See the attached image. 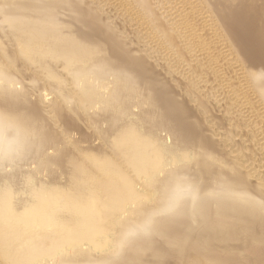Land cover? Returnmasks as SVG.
<instances>
[{
    "label": "bare ground",
    "instance_id": "bare-ground-1",
    "mask_svg": "<svg viewBox=\"0 0 264 264\" xmlns=\"http://www.w3.org/2000/svg\"><path fill=\"white\" fill-rule=\"evenodd\" d=\"M115 1L146 30V51L186 78L195 106L177 99L97 7L0 0V264H264V172L243 158L246 144L232 142L248 119L213 139L220 126L194 93L208 82L205 64L186 59L203 37L190 15L166 6L172 0H159L164 24L152 0ZM186 2L205 10L202 0ZM63 10L82 20L80 33L59 19ZM234 55L264 112V81L254 82ZM217 78L204 96L216 100L223 88L237 105L243 90ZM78 122L90 133L65 141ZM254 131L253 146L263 148ZM173 178L187 190L175 210L156 198ZM146 218V230L126 231Z\"/></svg>",
    "mask_w": 264,
    "mask_h": 264
},
{
    "label": "rangeland",
    "instance_id": "rangeland-1",
    "mask_svg": "<svg viewBox=\"0 0 264 264\" xmlns=\"http://www.w3.org/2000/svg\"><path fill=\"white\" fill-rule=\"evenodd\" d=\"M30 4L41 3L42 0H24ZM78 2V0H74ZM83 5L91 9L99 10L101 21L108 23L118 34V36L124 39L131 47L132 51L137 55H145L146 59L161 78L165 80L167 85L172 87L176 92L177 99L183 100L188 107L194 108L195 104L187 97L189 89H185L187 80L180 73L174 70L168 72L166 69L165 58L161 57L156 52L149 54L146 51L149 42L145 44L143 36L146 30L138 31L139 26L131 22V18L125 13L121 5L115 8L117 1L115 0H99L97 4L94 0H80ZM159 0H152L153 8L155 10L158 22L161 24L166 23V14H163V8L171 5L174 11L177 8H181L184 12L190 15L191 22L197 30V34L201 35L203 39L198 43V46H194V51L186 52V59L191 61L188 67H193L198 64H205V74H207L208 82L199 83V88L194 89V93L203 99L209 116H211L216 122V125L220 127V134L214 135V141H222L221 137L231 128L232 124L237 123L241 118L248 119V125L241 124V134L235 135L232 138V142L243 145L246 144L247 148L244 151L243 158L252 157L255 158L256 163L260 165V169L264 172V147L253 146V139L249 136V131H254L257 134V138L264 146V112L263 106L259 104L257 96L258 92L252 91L245 83L242 76L241 64L234 58V54H238L241 59L244 69L250 75L252 69H264V52L260 49L261 40L258 36H255L257 27L260 23L255 21L258 14L261 12V8L264 5V0H202L205 3V10H199L198 8H189L186 0H172V3L164 5ZM0 2V8H1ZM118 4V3H117ZM186 9V10H185ZM72 14V15H71ZM1 15V14H0ZM58 17L62 21L69 22L70 24L78 27L81 32V21H77L75 13L69 10L60 11ZM210 17L215 18L217 27L210 25ZM157 20V19H156ZM6 22L0 16V28L5 26ZM1 30V29H0ZM141 30V29H140ZM151 43V42H150ZM260 44V45H259ZM234 51V54L232 53ZM211 58V66H207L208 58ZM185 59V60H186ZM185 60H182V65L185 66ZM186 66V68H188ZM29 75V72L27 73ZM215 75L216 77H213ZM225 84L239 85L243 90L242 95L238 96L237 105L229 106L230 93L225 92L222 88L220 91L215 90V97H205L204 91L211 87H217L218 78ZM31 78L26 76L23 80V84L29 87ZM224 85V84H222ZM219 85L220 87L222 86ZM20 85H18L19 87ZM218 86V87H219ZM39 92L34 91L32 98L38 97ZM53 95L48 96V99H52ZM45 99V100H46ZM44 100V101H45ZM232 112L231 115L227 114ZM201 116V115H200ZM198 117L201 120V117ZM231 120L228 121V118ZM206 124V123H205ZM78 129H72L69 131V135L64 138L68 140H78L83 133H90V128H87L82 122H78ZM215 125H210L206 128V133H212ZM98 141L91 140L90 144H97ZM89 143L84 142L82 145L86 146ZM255 147L254 151H250ZM252 181L256 183L258 180L254 176Z\"/></svg>",
    "mask_w": 264,
    "mask_h": 264
},
{
    "label": "clouds",
    "instance_id": "clouds-1",
    "mask_svg": "<svg viewBox=\"0 0 264 264\" xmlns=\"http://www.w3.org/2000/svg\"><path fill=\"white\" fill-rule=\"evenodd\" d=\"M250 77L256 83L264 81V69H252L250 71ZM6 156H8L7 153L3 157ZM186 195L187 190L183 187L182 182L177 178H173L168 184H165L162 187L159 193L156 194V198L159 200L163 207L175 210L179 207L181 201L186 197ZM151 215L152 213H149V217H151ZM150 222V218H146L144 221H134L127 227L126 231L146 230Z\"/></svg>",
    "mask_w": 264,
    "mask_h": 264
},
{
    "label": "water",
    "instance_id": "water-1",
    "mask_svg": "<svg viewBox=\"0 0 264 264\" xmlns=\"http://www.w3.org/2000/svg\"><path fill=\"white\" fill-rule=\"evenodd\" d=\"M255 21L260 23V26L257 27V31L255 32V36L261 40L260 49L264 52V5L261 8V12L256 17ZM260 45V44H259ZM264 67V64H262Z\"/></svg>",
    "mask_w": 264,
    "mask_h": 264
}]
</instances>
